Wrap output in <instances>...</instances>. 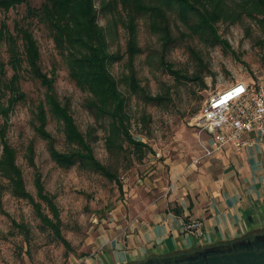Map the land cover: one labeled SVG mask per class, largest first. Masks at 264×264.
Returning <instances> with one entry per match:
<instances>
[{
  "label": "rangeland",
  "instance_id": "rangeland-1",
  "mask_svg": "<svg viewBox=\"0 0 264 264\" xmlns=\"http://www.w3.org/2000/svg\"><path fill=\"white\" fill-rule=\"evenodd\" d=\"M41 1L27 0L0 11V24L6 21L14 29L20 21L33 30L44 70L56 72L58 96L71 105L81 130L91 133L94 154L110 174L87 163L62 164L52 157L48 139L36 129V111L44 100L45 87L23 69L21 86L26 98L11 113L7 137L17 149L27 188L36 195L40 175L56 209L42 202L50 223L44 225L36 207L13 195L0 176V264H75L92 253L104 226L139 216L160 198L168 197L174 164L182 160L195 164L202 158L205 130L198 123V114L209 95L234 81H252L264 73V25L254 16L219 21L216 39L192 31L171 11L173 41L166 45L164 32L154 29L155 23L145 14L136 23L139 49L132 55L125 11L120 4L111 5V0H96L110 50L119 54L110 69L128 102L131 119L127 127L148 151L139 159L134 144L117 133L113 119L89 107L90 93L70 77L49 29L28 14L29 7H38ZM0 49L7 62L6 46ZM203 66L209 70L205 85L201 79L191 80L172 71L189 75ZM7 72L9 76L13 73L10 64ZM48 118L45 128L55 146L64 150L67 143L61 123L50 113ZM261 232L264 223L250 235Z\"/></svg>",
  "mask_w": 264,
  "mask_h": 264
},
{
  "label": "trees",
  "instance_id": "trees-1",
  "mask_svg": "<svg viewBox=\"0 0 264 264\" xmlns=\"http://www.w3.org/2000/svg\"><path fill=\"white\" fill-rule=\"evenodd\" d=\"M24 1L27 0H0V11H7ZM240 1L111 0L110 3L120 4L127 15L125 26L130 31L128 50L133 55L139 49L136 43V23L145 14L152 18L155 23L154 29L164 32L166 45L173 41L170 27L171 11H175L185 24L191 26L192 31L203 32L216 39H218L216 26L219 21L235 22L246 14L258 18L264 25V0ZM28 14L36 17L49 29L55 47L67 65L70 77L78 86L90 93L89 107L100 116L111 117L116 123L117 133L123 134L134 144L136 151L139 152V159L145 157L148 151L143 140L131 136L127 127L131 119L128 102L110 69V64L119 59V54L110 50L107 31L99 21L96 0H42L38 7L30 6ZM2 45L6 46L9 58L6 62L0 49V176L7 180V187L13 195L28 199L36 207L42 223L46 225L49 220L41 208L42 202L47 203L53 211L56 205L40 175L36 177V195L27 188L23 169L17 160V149L7 137L11 113L17 103L26 98L21 86L23 69L45 87L44 100L36 111L38 121L36 129L48 139L52 157L62 164L87 163L101 173L110 172L94 154L91 133L86 134L81 130L73 116L71 105L58 96L55 88L56 72L53 70L49 73L44 70L40 45L30 26L17 21L14 29H11L6 21L1 22L0 47ZM7 64L13 69L10 76ZM205 68L207 66L189 75L179 70L172 71L191 80L201 79L205 85L204 77L209 71ZM49 113L61 123L67 143L64 150L55 146L52 134L45 128L49 121ZM1 204L0 197V206ZM52 226L57 227L56 224ZM26 231H29L27 227Z\"/></svg>",
  "mask_w": 264,
  "mask_h": 264
},
{
  "label": "crops",
  "instance_id": "crops-1",
  "mask_svg": "<svg viewBox=\"0 0 264 264\" xmlns=\"http://www.w3.org/2000/svg\"><path fill=\"white\" fill-rule=\"evenodd\" d=\"M199 162L172 166L171 190L139 216L107 224L95 250L75 264H134L232 242L264 223V140L255 133L243 150L211 151L204 131ZM199 220L200 233L184 223Z\"/></svg>",
  "mask_w": 264,
  "mask_h": 264
},
{
  "label": "built area",
  "instance_id": "built-area-1",
  "mask_svg": "<svg viewBox=\"0 0 264 264\" xmlns=\"http://www.w3.org/2000/svg\"><path fill=\"white\" fill-rule=\"evenodd\" d=\"M199 125L210 133L211 151L232 146L246 148L255 133L264 140V73L252 81L237 80L214 90L198 114ZM199 220L184 223L188 230L200 233Z\"/></svg>",
  "mask_w": 264,
  "mask_h": 264
},
{
  "label": "water",
  "instance_id": "water-1",
  "mask_svg": "<svg viewBox=\"0 0 264 264\" xmlns=\"http://www.w3.org/2000/svg\"><path fill=\"white\" fill-rule=\"evenodd\" d=\"M134 264H264V232Z\"/></svg>",
  "mask_w": 264,
  "mask_h": 264
}]
</instances>
